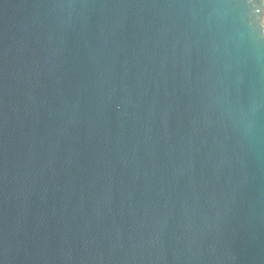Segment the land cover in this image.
<instances>
[{"label": "water", "instance_id": "water-1", "mask_svg": "<svg viewBox=\"0 0 264 264\" xmlns=\"http://www.w3.org/2000/svg\"><path fill=\"white\" fill-rule=\"evenodd\" d=\"M0 264H264V0H0Z\"/></svg>", "mask_w": 264, "mask_h": 264}]
</instances>
